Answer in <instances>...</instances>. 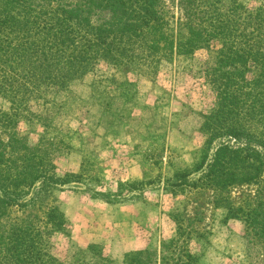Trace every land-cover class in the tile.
Returning a JSON list of instances; mask_svg holds the SVG:
<instances>
[{"label":"trees","instance_id":"obj_1","mask_svg":"<svg viewBox=\"0 0 264 264\" xmlns=\"http://www.w3.org/2000/svg\"><path fill=\"white\" fill-rule=\"evenodd\" d=\"M175 1L174 19L167 0H0V97L9 103L0 109V264H64L49 244L66 223L59 208L50 204L39 223L13 216L11 208L49 194V183L69 181L51 174L50 156L55 145L69 148L64 138L75 135L59 128L70 83L104 62L114 74L101 94L111 96L113 83L112 96L133 99L129 72L154 77L176 49L187 56L214 41L219 47L206 75L217 100L201 115L202 145L184 172L175 170V184L211 189L224 219L243 222V237L256 251L247 254L249 264H264V204L235 205L230 196L233 186L264 177V6ZM119 111L110 113L109 126L122 119ZM21 122L42 127L36 143L18 132ZM192 173L195 180H189ZM175 223L174 235L163 238L158 251L128 252L121 264H201L205 233L181 219ZM72 264L116 263L91 243L76 250Z\"/></svg>","mask_w":264,"mask_h":264},{"label":"rangeland","instance_id":"obj_2","mask_svg":"<svg viewBox=\"0 0 264 264\" xmlns=\"http://www.w3.org/2000/svg\"><path fill=\"white\" fill-rule=\"evenodd\" d=\"M239 1L246 8L264 6V0ZM166 3L175 19L177 2ZM218 47L214 41L187 56L176 49L172 59L160 62L154 77L129 72L127 79L134 85L129 98L136 91L133 99L112 96L117 93L113 83L111 96L101 94L109 84L105 80L114 74L104 62L70 83L59 128L75 135L64 138L69 148L55 145L50 156L51 174L69 181L49 183V194L43 192L26 207L11 208L13 216L38 223L50 204L59 208L66 223L51 234L49 244L64 264H72L76 250L91 243L101 245L116 264L126 253L139 250L137 246L158 251L160 241L174 235L177 218L205 233L201 264H249L247 254L256 251L243 237V222L224 219L211 189L175 184V170L184 172L202 145L201 115L217 100L206 73ZM115 77L122 79L121 74ZM8 108L0 97V109ZM118 111L122 119L109 126L110 113ZM17 130L28 132L34 144L42 127L21 122ZM197 177L192 173L189 180ZM40 185L41 180L34 189ZM230 196L235 205L264 204V177L233 186ZM197 245L191 241L193 250Z\"/></svg>","mask_w":264,"mask_h":264},{"label":"crops","instance_id":"obj_3","mask_svg":"<svg viewBox=\"0 0 264 264\" xmlns=\"http://www.w3.org/2000/svg\"><path fill=\"white\" fill-rule=\"evenodd\" d=\"M142 246V245H141ZM141 246H137V247H134V248H136V249H140L141 248Z\"/></svg>","mask_w":264,"mask_h":264}]
</instances>
